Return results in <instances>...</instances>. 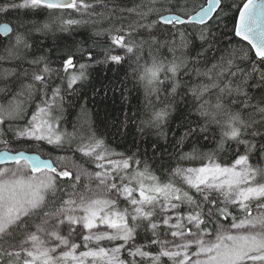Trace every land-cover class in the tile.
<instances>
[{"label":"snow or ice","instance_id":"snow-or-ice-1","mask_svg":"<svg viewBox=\"0 0 264 264\" xmlns=\"http://www.w3.org/2000/svg\"><path fill=\"white\" fill-rule=\"evenodd\" d=\"M0 17V264H264V0H0ZM80 26L103 45L46 43ZM102 65L123 76L97 86ZM99 104L123 118L89 122Z\"/></svg>","mask_w":264,"mask_h":264},{"label":"trees","instance_id":"trees-1","mask_svg":"<svg viewBox=\"0 0 264 264\" xmlns=\"http://www.w3.org/2000/svg\"><path fill=\"white\" fill-rule=\"evenodd\" d=\"M194 1L198 0H191V3L193 5ZM202 4L204 3V0H200ZM117 3L121 5H128L130 6L134 0H116ZM74 15V14H73ZM9 18L8 17H0V23L7 22ZM42 19H46V17H42ZM93 29L91 27H85V26H80L74 30L71 36H66L63 33L56 32L53 36H51L46 43H57V44H65V43H70L71 40L74 38L77 41H87L88 43H92L93 41H97L98 44L103 45L105 42L106 38L105 37H94L92 35ZM56 37H60V39H56ZM117 73L119 75L123 76V69H116L115 66L109 65L107 67L105 66H99L96 69L93 70V82L98 86L100 80L104 79L105 76L108 78L114 77ZM19 84V81H13V83L10 85L11 88L15 89ZM2 86V85H0ZM85 90L90 94L91 92V86L86 85ZM140 96V99H137V96ZM143 97L142 95L133 92L132 95L129 97V101L125 102L122 107L124 112H128L129 108L132 109V111H135V107L138 103L142 101ZM7 98L0 94V104L6 103ZM109 105L111 104V101L107 102ZM117 109L121 107V103L119 100L116 101ZM89 108V113L85 119H87L89 122L97 120L98 118H104L105 115L109 116H119L121 119L123 118L122 114L119 111L113 112V110L110 107H106L104 104H99L97 107H93L92 105H88ZM97 112H99V117L97 116ZM79 113L78 108H69L68 109V119L71 121H75L77 119V114ZM71 130V129H70ZM124 141L120 139H116L112 141L113 147H116L117 145H123ZM128 146H130V140L128 141ZM212 147V145H207L203 150L208 151L209 148ZM3 148L2 145H0V150ZM117 150H123V147L117 148ZM222 158L224 160L229 159V155L226 154H221ZM167 161H162L158 162L154 165L155 171L157 175H160L161 178L163 179V167H166Z\"/></svg>","mask_w":264,"mask_h":264},{"label":"rangeland","instance_id":"rangeland-1","mask_svg":"<svg viewBox=\"0 0 264 264\" xmlns=\"http://www.w3.org/2000/svg\"><path fill=\"white\" fill-rule=\"evenodd\" d=\"M200 4H202V2L200 0H198V1H194L192 6L196 7V6L200 5ZM1 150H4V148H2Z\"/></svg>","mask_w":264,"mask_h":264},{"label":"water","instance_id":"water-1","mask_svg":"<svg viewBox=\"0 0 264 264\" xmlns=\"http://www.w3.org/2000/svg\"><path fill=\"white\" fill-rule=\"evenodd\" d=\"M4 23V22H3ZM1 151H3V150H1Z\"/></svg>","mask_w":264,"mask_h":264}]
</instances>
